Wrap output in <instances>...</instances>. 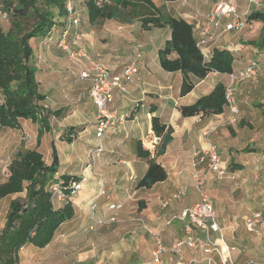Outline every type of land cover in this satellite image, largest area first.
<instances>
[{
	"label": "crops",
	"instance_id": "obj_1",
	"mask_svg": "<svg viewBox=\"0 0 264 264\" xmlns=\"http://www.w3.org/2000/svg\"><path fill=\"white\" fill-rule=\"evenodd\" d=\"M217 1H213L211 9ZM83 7L85 16L83 13L81 16L85 17L87 24H89L86 8L84 5ZM239 9H243L241 5H239ZM254 12L264 14V10ZM174 17L183 19L193 25L187 16L185 17L188 19L180 15ZM65 19L66 17H61L48 36L33 39L30 41V45L33 49L31 63L37 70L35 77L38 90L45 96V100L41 105L49 110L67 108V112L59 118H49V127L47 130L43 129L38 146H36V136L39 127L29 120H18L19 129L0 128V145L3 155L11 159L21 146L26 149L37 148L45 164L49 165L52 162V147H54L59 163L54 178L74 176L82 181L81 190L72 201L68 202L73 209V218L64 222L57 229L54 238L58 234L59 236L66 235L67 238L73 240H80L82 239L80 236H82L83 239H88L89 243L97 245L96 257L99 258L105 248L106 236H113V233H115L118 238H128L134 241V250L139 258L138 260L133 259L131 264H149L150 260L145 263L141 262V256L152 255L155 248L154 240L147 229L152 231L161 229L165 221L176 216L183 208L194 204L182 206V202H178L177 206L172 207V201H170L166 207H163V202L168 200L177 188H181V182L185 181V179H181V164L186 165V162H182V160L197 155L196 148H200L201 153H206L210 144L206 145L198 133L200 130L198 121H200L201 116L183 118L178 108L193 104L200 97L210 93L218 83L226 86L228 75L209 72L202 80L190 76L189 79L193 84V88L185 96L180 97L182 74L180 72L163 71L158 60V50L162 49L165 42L170 39L169 28H153L144 31L139 23L137 27H140L138 28L140 32L133 30L134 35H130L131 32L127 28L137 23L134 22L132 25H125V27L127 26L125 30L129 33L123 36L119 32L121 27L112 25V32L109 35L116 40V48H113L112 45L99 47L89 38L87 44H90L93 49L98 50L106 57L105 61H107L108 67L113 73L121 71L129 61H132L139 54L140 83L138 86H130V94L127 96L115 91L110 110L115 113L116 118L119 115H125L126 120L118 126V131H106L100 139L96 138L94 128L95 107L88 96V82L79 81L78 78H75L76 76L71 72L72 68L68 60L62 53H53L54 41L60 37L63 25L66 22ZM109 21L111 20L105 21L103 24L106 25V22ZM198 22L196 21V23ZM252 22L254 24L258 21L252 20ZM261 29L262 23L260 22V31ZM254 30H250V32ZM48 37L51 40H48ZM232 37L231 32L221 34L217 38L213 49H226L231 52L233 56L232 73H235L244 68L246 62L243 61L251 55L249 51L254 54L259 52L256 51L255 47L246 45L245 41L241 44L239 39L234 40ZM104 44L106 43L104 42ZM255 57V60L260 61L258 58L260 55ZM75 85L77 89L73 88ZM70 93L75 95L78 93L73 106L68 103L67 99V95ZM151 108L155 109L152 114L150 113ZM151 116H156L161 124L171 127L173 130L172 140L166 146L165 153L156 157V162L166 170L167 179L156 183L150 189L136 188L137 182L146 172L147 164L145 161L136 158L134 143L140 141L143 149L149 151L151 158H154L155 150L161 141V138L156 137L151 130ZM211 117L214 119V115ZM78 127H85V129L76 131ZM69 128H75L74 133L69 135L73 138L71 144L63 141ZM92 130L94 136L91 133ZM85 134L89 137L83 143L82 136ZM77 141L82 144V148L75 149L73 147V144ZM98 143H101L103 151L96 157L93 165H88L87 151L97 146ZM67 145L69 148H67ZM44 149L46 150V156L43 153ZM198 154L200 153L198 152ZM221 166L226 170L223 161H221ZM204 170L203 177L206 179V187L208 192L209 190L212 192L213 188H217L219 185L207 182V180L215 179L218 181L223 179L226 174L218 178L215 173L208 170L207 163ZM199 171L195 176H199V173H201ZM241 171L237 173H241ZM236 176L239 175L236 174ZM255 183L259 184L258 179H250L251 186ZM239 185L242 186L240 190L242 194L237 202L240 205H238L235 215H233L230 207L222 208L217 200L215 202L210 198L216 220L225 239L224 228L221 227L219 222L224 212L227 217H231L233 220L242 216L244 221L246 217L258 211H250L244 216L240 214L247 209L249 210L248 206H242L241 203L244 199L249 201L251 195L248 190H243L244 183L241 182ZM262 200L263 196L259 203L260 207ZM110 203H118L122 206L116 212L117 222L112 224L114 229L111 233L107 234L106 230L108 231L109 228L105 227H95L94 230H88V225L91 224L90 216H94L95 219L107 217L109 215L107 205ZM65 204H58L57 208H61ZM92 204H96L94 210L91 208ZM228 229L232 232L234 226L232 225ZM182 233L181 224L174 220L171 226L163 227L161 234L163 245L170 249L176 240L182 236ZM216 238L217 234H212V239ZM95 251L92 249L90 252L95 255ZM78 252L75 249L71 254L75 255ZM163 257L165 264H167L168 252L164 253ZM202 257L203 254L198 248L188 249L178 264H191L190 260L192 259L197 260V263L194 264H202ZM218 257L216 254V261H218ZM88 258V256L82 258V261L84 262ZM91 261H96V258L91 256Z\"/></svg>",
	"mask_w": 264,
	"mask_h": 264
},
{
	"label": "trees",
	"instance_id": "obj_2",
	"mask_svg": "<svg viewBox=\"0 0 264 264\" xmlns=\"http://www.w3.org/2000/svg\"><path fill=\"white\" fill-rule=\"evenodd\" d=\"M66 1L0 0V15L4 14L9 23L6 31L0 25V128L19 129L18 120H29L39 127L36 146L40 143L43 129L49 127V118L65 115L67 108L49 110L41 105L45 96L38 90L35 77L37 70L31 63L33 49L30 41L48 36L59 19L66 17ZM97 1L83 2L88 23L93 28L101 27L108 20L125 25L138 21L144 31L169 28L170 39L158 50V60L163 71L182 74L180 97L193 88L190 76L202 80L211 71L226 75L233 72V56L226 49H213L211 58L203 62L195 47L193 26L169 14L163 5L155 6L151 0H109V3L102 5H98ZM249 18L261 22L262 29L259 39L245 41V44L264 48V14L253 12ZM225 104V86L218 83L207 95L178 109L183 118L209 117L221 114ZM154 112L155 109L151 108L150 113ZM151 130L156 137L161 138L154 158L143 149L140 141L134 143L136 158L147 164L146 172L137 182L136 188L150 189L167 179V172L156 162V157L165 153L166 146L172 140L173 130L161 124L156 116H151ZM74 131L75 128H69L63 141L71 144L73 138L69 135ZM243 150L251 152L248 146ZM58 166L54 147L49 165L45 164L37 148L26 149L21 146L11 158L8 176L0 182V201L9 196L24 197H15L8 203L0 230V264H20V250L28 246L45 248L52 242L57 229L73 218L70 203L54 208L48 187L55 182L69 194L70 183L79 179L74 176L55 179Z\"/></svg>",
	"mask_w": 264,
	"mask_h": 264
},
{
	"label": "rangeland",
	"instance_id": "obj_3",
	"mask_svg": "<svg viewBox=\"0 0 264 264\" xmlns=\"http://www.w3.org/2000/svg\"><path fill=\"white\" fill-rule=\"evenodd\" d=\"M68 1H70L75 12L80 15V25L76 30V33L80 34V39L74 41L73 31L68 39H66L69 49L73 50V52L82 49L92 57H100L108 66L107 61H105L106 57H104L98 50L93 49V47L90 44L88 45L87 42H89L88 40L90 39L99 47L112 45L113 48H116L115 46H117V42L114 37H111L109 34L112 32L113 26H120V34L126 36L127 33H129L125 30L127 26L125 27V24L116 21H109L106 22V25L103 24L101 27L93 28L91 25L87 24L86 18L81 16L82 13L84 15L85 10L83 9L84 0ZM151 1L155 6L163 5L167 12L173 16H187L189 19L187 17L185 18L192 24H195L196 21L203 20L204 16L210 11L214 0H178L176 2H164L163 0ZM239 5L243 8L240 9V11H245L247 8V0H239ZM136 22L137 23H135L134 26L127 28L131 32L130 35H134V31H139L138 28L140 27H137L139 26V22ZM0 25L4 31L9 28L7 19L1 15ZM253 29L255 30L252 32H250V30H244L245 32H231L233 36L232 39H239L241 44L244 41L259 39L260 22L254 23L252 30ZM56 42L57 40L54 41L55 46L53 48V53H62L70 65L67 54L56 46ZM104 42L106 44H104ZM255 49L259 53L254 54L252 51H249L251 55H249V57L243 62L245 63L247 59H254L256 58L255 56L260 55L258 58L261 63V70L256 77L237 86V90L234 93V100L239 111L238 122L236 125L221 126L216 132H210L209 128H211L214 122L212 117H200V121H198L200 126L198 133L200 137L206 145L210 143L216 146L221 161L226 165V175L223 179L218 181L215 179L207 180V182L209 181L213 184L219 185L217 188H213L212 192L210 190L208 192L205 179V192L213 201L216 202L217 200L222 208L230 207L233 215L236 214L237 207L240 205L237 203L242 194L240 192L242 186H240L239 183H244L243 190H248L251 195L249 201H246L245 199L242 200L241 205L248 206L249 208V210L247 209L240 213L243 216L250 211L259 210L261 208L259 203L261 202L264 193V48L255 47ZM73 88L75 89L76 85ZM77 95L78 93L76 95L74 93L67 95L68 103L71 106H73V103L76 101ZM70 108L72 109V107ZM195 128L197 129L196 126ZM83 129H85V127H78L76 131H82ZM91 133L94 136L93 130ZM82 137V142L85 143L89 136H86L85 134ZM73 145L75 149L82 148V144L79 143V141L75 142ZM246 146L250 148L251 152L243 150ZM67 148H69L68 145ZM195 151H197V155L182 160V162H186V165L181 164V179H185V181L181 182V188H186V194L181 200L182 206L196 203L199 200L198 193L194 187V176L200 169L203 170L199 171L201 172L199 173V176H204L206 163L208 165L207 155L201 153L202 150L200 148H196ZM198 152L200 154H198ZM43 153L44 156H46L45 149ZM201 157L204 158L203 161H200ZM238 171H241V173H237ZM236 174L239 176L237 177ZM250 179H258L259 184L255 183L251 186ZM190 187L192 189L188 190ZM15 197L23 198L24 196H9L0 201V230L3 227L8 203L10 199ZM254 204L255 206H253ZM177 205V201H172V207ZM219 222L221 223V227L224 228L226 242L236 248L232 255L234 264H246L250 259L255 260L256 262L260 261L261 252L259 242L252 234L246 231L242 216L236 217L233 220L231 217H227L224 212ZM232 225L234 226V229L231 232L228 227ZM105 228H109L108 231L106 230L107 234H109L112 229H114V225ZM80 238L82 239L73 240L67 238L66 235L59 236L57 234L50 245L46 248L41 250L33 246L23 248L19 251L20 264H131L133 259L138 260L139 258V255L134 250V241L128 238H118L115 233H113V236H106V242L104 243L105 248L102 251L103 254L100 255L99 258L96 257L97 245L89 243L88 239H83L82 236H80ZM75 249L79 252L78 254L72 255L71 253ZM92 249L96 250L94 253L95 255L90 252ZM84 251L86 253H83ZM87 256L89 258L85 259L83 262L82 258H87ZM91 256L95 257L96 261L92 262ZM141 257V262L145 263L150 260L151 255L148 254Z\"/></svg>",
	"mask_w": 264,
	"mask_h": 264
},
{
	"label": "built area",
	"instance_id": "obj_4",
	"mask_svg": "<svg viewBox=\"0 0 264 264\" xmlns=\"http://www.w3.org/2000/svg\"><path fill=\"white\" fill-rule=\"evenodd\" d=\"M109 3V0H98L97 4ZM239 0H218L211 11L198 23L193 24V37L195 47L200 52L203 62H207L211 56L217 38L226 32H242L252 30L253 22L249 18L254 11L264 10V0H247V8L241 12ZM66 22L63 25L60 37L56 46L63 50L69 59L71 72L81 81L88 82V96L95 107L94 128L95 137L101 138L106 131H118V126L125 120V115L115 117V113L110 110L114 101V93L118 91L123 96L130 94V86H138L140 83V69L138 54L136 58L129 61L119 72L113 73L107 64L100 57H92L86 51L78 49L70 50L66 39L74 31V41L80 39V34L76 33L80 25V15L77 14L70 1L65 3ZM1 16L5 17L4 14ZM245 32V31H244ZM51 40L50 37L47 38ZM261 70V63L255 59H248L243 69L228 75V84L225 86V101L223 112L214 115V122L210 132H216L221 126H232L238 122V108L234 100V93L237 86L257 76ZM218 73L216 71H211ZM103 151L101 143L87 151L88 165H93L96 157ZM208 160V170L221 178L225 175V170L221 166V158L214 144H209L205 153ZM203 157L200 161H203ZM8 157H5L0 145V182L8 176L10 164ZM194 187L198 193L199 200L183 208L176 216L165 221L163 227H169L174 220H177L182 227L183 235L176 240L175 244L167 249L162 242L161 234L163 227L157 231L147 229L154 240L155 248L152 252L149 264H165L164 253L168 252L167 264H178L185 256L188 249L198 248L202 254V264H234L232 255L236 250L235 246L229 245L216 220L213 204L210 197L205 192V177L195 176ZM82 181L70 183V193L67 194L58 183H51L48 187L54 208L58 204H65L72 201L75 195L81 190ZM186 194V188H177L171 197L163 202L166 207L170 201L181 202ZM94 210L96 204H92ZM122 208L121 204L110 203L107 205L109 215L103 219H95L90 216L91 224L88 230L95 227H110L117 222L116 212ZM246 231L252 234L259 242L261 258L260 261L248 260L246 264H264V195L261 208L253 212L244 219ZM217 234L216 239H212V234ZM218 255V261L215 255ZM191 264L197 260H190Z\"/></svg>",
	"mask_w": 264,
	"mask_h": 264
}]
</instances>
